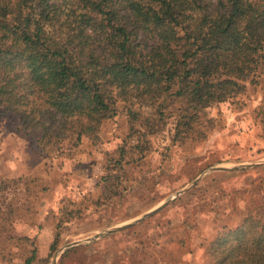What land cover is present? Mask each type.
<instances>
[{
  "label": "rangeland",
  "instance_id": "rangeland-1",
  "mask_svg": "<svg viewBox=\"0 0 264 264\" xmlns=\"http://www.w3.org/2000/svg\"><path fill=\"white\" fill-rule=\"evenodd\" d=\"M263 94L264 73L179 142L173 116L145 126L117 102L93 136L65 133L42 151L0 108V264H212L206 247L221 228L246 212L264 220V135L252 112Z\"/></svg>",
  "mask_w": 264,
  "mask_h": 264
},
{
  "label": "trees",
  "instance_id": "trees-1",
  "mask_svg": "<svg viewBox=\"0 0 264 264\" xmlns=\"http://www.w3.org/2000/svg\"><path fill=\"white\" fill-rule=\"evenodd\" d=\"M263 73L264 0H0V108L38 151L93 136L117 102L145 126L173 116L179 142ZM252 112L264 135V94ZM206 251L264 264V220L246 212Z\"/></svg>",
  "mask_w": 264,
  "mask_h": 264
},
{
  "label": "water",
  "instance_id": "water-1",
  "mask_svg": "<svg viewBox=\"0 0 264 264\" xmlns=\"http://www.w3.org/2000/svg\"><path fill=\"white\" fill-rule=\"evenodd\" d=\"M259 163H261V162H257V163H249V164L240 165V166H234V167H231L230 169H233V170H235V169H243V168H246V167H250V166H252V165H257V164H259ZM216 168H222V167H214V168H212V169H216ZM223 169H224V168H223ZM195 182H196V179L192 181V184H194ZM186 188H187V187H185L184 189H181L180 191L176 192V194H178L179 192L185 190ZM167 201H168V200H164L160 205H157L156 207H154V208H152V209L146 211V212L143 213L141 216L137 217L133 222H137V221L141 220L142 218L147 217V216L153 214L156 210H158L160 207H162L164 204H166ZM133 222H129V223H125V224H123V225H118V226H116V227H112L111 229H109V230H107V231H105V232H102V233L96 234V235H94L93 237H90V238H87V239H92V238L97 237V236H102V235H104V234H107V233H110V232H113V231H117V230H119V229H122V228H125V227L129 226V225L132 224ZM87 239H86V240H87ZM78 242H79V241H74V242L71 243V244H76V243H78ZM71 244H69V245H71ZM52 264H53V262H52Z\"/></svg>",
  "mask_w": 264,
  "mask_h": 264
}]
</instances>
